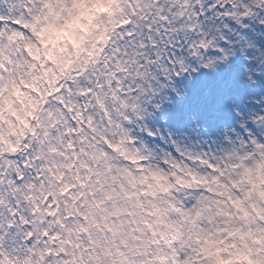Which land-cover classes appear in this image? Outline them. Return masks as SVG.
<instances>
[{
  "label": "snow or ice",
  "instance_id": "obj_1",
  "mask_svg": "<svg viewBox=\"0 0 264 264\" xmlns=\"http://www.w3.org/2000/svg\"><path fill=\"white\" fill-rule=\"evenodd\" d=\"M62 2L0 0V104L20 85L36 101L19 135L13 120H0V264H153L160 237L144 235L129 205L133 180L161 169L200 184L228 176L232 195L247 197L235 177L254 150L264 154V134L249 128L251 121L264 133V97L260 111L237 113L247 136L225 129L221 140L182 145L169 132L175 154L154 152L133 125L145 130L147 118L187 98L188 83L238 57L251 65L250 85L264 80V0H128L129 11L104 27V42L90 41L94 59L58 67L32 48L45 10ZM49 72L42 88L33 85ZM56 152L70 162L50 160ZM211 191L171 193L164 203L172 222L199 216ZM168 252L171 264H192L195 250L169 243Z\"/></svg>",
  "mask_w": 264,
  "mask_h": 264
},
{
  "label": "clouds",
  "instance_id": "obj_2",
  "mask_svg": "<svg viewBox=\"0 0 264 264\" xmlns=\"http://www.w3.org/2000/svg\"><path fill=\"white\" fill-rule=\"evenodd\" d=\"M129 9L128 0H64L54 4L52 9L45 10L47 19H43L42 26L37 28V31L44 29L46 43H41L37 35L32 54L38 61L56 60L58 67L92 60L99 51L95 44H102L107 35L104 27L118 21ZM53 11L59 13L58 18L52 14ZM101 21L106 24L102 25ZM50 22L56 27L44 28ZM92 40L95 44L90 42ZM53 78L54 74L49 72L46 77L42 75L31 82L42 88V81ZM6 96V102L0 104V120H13L19 135L20 129L25 127L23 122L30 120L29 114L36 111L33 107L36 101L23 91V85L10 88ZM48 155L57 165L71 160L70 156H61L59 152ZM235 178L240 189L250 195H242L239 199L232 195L228 176L216 180L209 178L206 184H200L199 177L176 181L161 169L159 176L149 174L144 180L141 175L133 180L136 187L130 186V190L136 194L129 198V205H136L137 219L146 229L144 235L155 230L160 237L156 251L158 258L153 264H171L169 243L187 244L194 249V254L188 257L192 264H202L197 256L208 264H264V154L261 150H254L246 169H242L241 175ZM188 185L213 191L207 193L199 216L180 218L179 223H173L171 210L164 201L171 193L184 191ZM52 188L58 190L55 185ZM145 219L152 229L143 224ZM89 223L90 230H94L96 221L90 217Z\"/></svg>",
  "mask_w": 264,
  "mask_h": 264
}]
</instances>
